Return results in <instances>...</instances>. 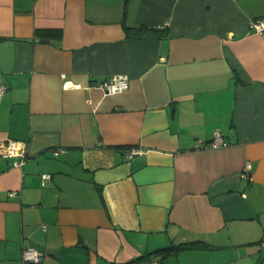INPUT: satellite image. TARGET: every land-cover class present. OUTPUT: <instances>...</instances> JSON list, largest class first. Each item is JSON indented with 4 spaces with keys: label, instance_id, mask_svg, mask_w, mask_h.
Listing matches in <instances>:
<instances>
[{
    "label": "crops",
    "instance_id": "crops-1",
    "mask_svg": "<svg viewBox=\"0 0 264 264\" xmlns=\"http://www.w3.org/2000/svg\"><path fill=\"white\" fill-rule=\"evenodd\" d=\"M262 17L264 0H0V143L26 148L19 167L0 154V264L26 245L123 264L184 242L176 264H264ZM113 75L128 88L93 86Z\"/></svg>",
    "mask_w": 264,
    "mask_h": 264
},
{
    "label": "built area",
    "instance_id": "built-area-1",
    "mask_svg": "<svg viewBox=\"0 0 264 264\" xmlns=\"http://www.w3.org/2000/svg\"><path fill=\"white\" fill-rule=\"evenodd\" d=\"M249 29L257 33L264 32V17L250 21ZM61 76L63 78L64 87L74 86L70 80L65 79L63 74ZM93 86L100 89L105 95L114 94L128 88V78L125 75H113L94 83ZM4 91L5 86L0 83V94ZM227 145L228 142L223 138V135L220 131H214L211 140L207 143V146L210 148H220ZM141 152L142 149L140 147L131 146L127 149L125 155L129 159L135 154H139ZM0 154L4 157L14 158L13 165L15 167H19L24 163L26 158L25 144L22 141L7 140L3 143H0ZM251 169L252 166L250 161L246 160L240 171L241 177L249 179ZM41 176L42 179L45 180L49 177V174H42ZM9 194L13 195L14 191H10ZM20 260L21 264H42L43 253L31 245H26L22 247ZM139 264H160V262L157 259H153Z\"/></svg>",
    "mask_w": 264,
    "mask_h": 264
},
{
    "label": "trees",
    "instance_id": "trees-1",
    "mask_svg": "<svg viewBox=\"0 0 264 264\" xmlns=\"http://www.w3.org/2000/svg\"><path fill=\"white\" fill-rule=\"evenodd\" d=\"M124 29L128 36L137 37V38H144L148 36L158 37L163 33V31H159V29L157 28L146 27L142 25L136 26V27H128L125 25ZM198 245L199 244L197 242L171 243L168 246L155 249L148 253H144L141 256H138L132 259L131 261L123 263V264H139L141 261L153 260V259H156V257H158L161 260L163 258L176 255L180 250L195 248Z\"/></svg>",
    "mask_w": 264,
    "mask_h": 264
},
{
    "label": "rangeland",
    "instance_id": "rangeland-1",
    "mask_svg": "<svg viewBox=\"0 0 264 264\" xmlns=\"http://www.w3.org/2000/svg\"><path fill=\"white\" fill-rule=\"evenodd\" d=\"M167 260H169V262H170V264H176V257H172V256H170V257H168V259ZM167 262V261H166Z\"/></svg>",
    "mask_w": 264,
    "mask_h": 264
}]
</instances>
